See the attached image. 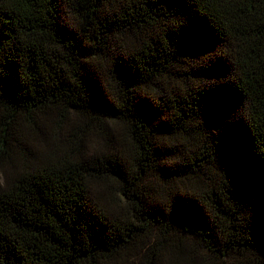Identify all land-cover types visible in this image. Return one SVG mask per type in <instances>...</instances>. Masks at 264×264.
<instances>
[{
  "label": "trees",
  "instance_id": "trees-1",
  "mask_svg": "<svg viewBox=\"0 0 264 264\" xmlns=\"http://www.w3.org/2000/svg\"><path fill=\"white\" fill-rule=\"evenodd\" d=\"M0 264H264V0H0Z\"/></svg>",
  "mask_w": 264,
  "mask_h": 264
},
{
  "label": "rangeland",
  "instance_id": "rangeland-1",
  "mask_svg": "<svg viewBox=\"0 0 264 264\" xmlns=\"http://www.w3.org/2000/svg\"><path fill=\"white\" fill-rule=\"evenodd\" d=\"M94 141L96 142V141H98V139H97V138H95V139H94ZM96 143H97V142H96ZM97 144H98V143H97Z\"/></svg>",
  "mask_w": 264,
  "mask_h": 264
}]
</instances>
